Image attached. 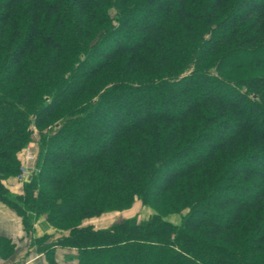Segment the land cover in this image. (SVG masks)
Instances as JSON below:
<instances>
[{
  "label": "trees",
  "instance_id": "1",
  "mask_svg": "<svg viewBox=\"0 0 264 264\" xmlns=\"http://www.w3.org/2000/svg\"><path fill=\"white\" fill-rule=\"evenodd\" d=\"M0 204L45 264H264V0H0Z\"/></svg>",
  "mask_w": 264,
  "mask_h": 264
},
{
  "label": "crops",
  "instance_id": "2",
  "mask_svg": "<svg viewBox=\"0 0 264 264\" xmlns=\"http://www.w3.org/2000/svg\"><path fill=\"white\" fill-rule=\"evenodd\" d=\"M4 184H8L7 188H9L10 192L17 195L22 193L21 183H17L16 181L12 180L9 183ZM44 221V216H40L33 224V230L27 232L24 228L22 219L17 216L14 211L3 204H0V239L6 240L9 247L11 248V252L9 254L7 253V256L0 257V264L42 263L45 258H43L44 256L42 257L41 253L38 254V246L35 241L44 236L53 235V232L49 230V228L42 229L41 224ZM166 221L174 223L170 219H167ZM0 249H2L1 245ZM66 254L74 255L76 254V250L56 248L54 259L57 264L60 261L65 263L64 255Z\"/></svg>",
  "mask_w": 264,
  "mask_h": 264
},
{
  "label": "rangeland",
  "instance_id": "3",
  "mask_svg": "<svg viewBox=\"0 0 264 264\" xmlns=\"http://www.w3.org/2000/svg\"><path fill=\"white\" fill-rule=\"evenodd\" d=\"M38 142H39V135L37 133V130H35V128H33L32 140L17 154V157L20 161V174L17 176L9 177V178L5 179L3 181V185L6 188L8 185L7 183H9L12 180L16 181L17 183H21L22 188H23L24 183L29 180L31 173L34 171L36 161H37V157H38L37 156L38 155V145H39ZM4 183H6L7 185H5ZM7 189L9 190V188H7ZM22 191H23V189H22ZM184 213L170 214V215H167L164 219L165 220L170 219L172 222H174L171 224L179 225L181 222V219H182V215ZM153 214H154V211L151 208H149L148 206H143L139 200H136L132 204L131 208H129L127 210H124L121 212H118V211L108 212V213H104L98 217L86 219V220L81 222L80 227L90 226V227H93L95 229L106 228V227H109L113 224L120 223L123 220L133 218V217H136L138 220H146L147 218H149ZM44 222L41 224L42 229L49 228V230H51L53 232V235H49L51 237L48 238V240H46L48 243L52 242L57 237H60V236L65 235L67 233L66 231L57 230V229H55L49 225L45 226ZM34 223H35V221H34ZM58 249H62V248H58ZM0 251H1L0 257L7 256V252H6V250L4 251L3 247H2V249H0ZM38 251H39L38 254L41 253L42 257L45 256L44 252H42V250L40 249V246H39ZM42 263L45 264V261L43 260ZM59 263L67 264L66 262L62 263L61 261ZM39 264H41V263H39Z\"/></svg>",
  "mask_w": 264,
  "mask_h": 264
}]
</instances>
